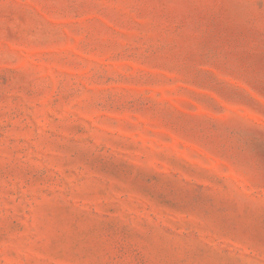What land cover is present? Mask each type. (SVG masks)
Segmentation results:
<instances>
[{"label":"rangeland","instance_id":"obj_1","mask_svg":"<svg viewBox=\"0 0 264 264\" xmlns=\"http://www.w3.org/2000/svg\"><path fill=\"white\" fill-rule=\"evenodd\" d=\"M0 264H264V0H0Z\"/></svg>","mask_w":264,"mask_h":264}]
</instances>
